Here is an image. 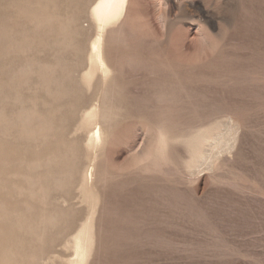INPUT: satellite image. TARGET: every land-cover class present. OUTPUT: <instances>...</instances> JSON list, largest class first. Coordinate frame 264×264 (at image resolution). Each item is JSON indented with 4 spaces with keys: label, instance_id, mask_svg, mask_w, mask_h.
Here are the masks:
<instances>
[{
    "label": "rangeland",
    "instance_id": "rangeland-1",
    "mask_svg": "<svg viewBox=\"0 0 264 264\" xmlns=\"http://www.w3.org/2000/svg\"><path fill=\"white\" fill-rule=\"evenodd\" d=\"M94 1L0 0V264H264V0H129L89 150Z\"/></svg>",
    "mask_w": 264,
    "mask_h": 264
},
{
    "label": "bare ground",
    "instance_id": "bare-ground-1",
    "mask_svg": "<svg viewBox=\"0 0 264 264\" xmlns=\"http://www.w3.org/2000/svg\"><path fill=\"white\" fill-rule=\"evenodd\" d=\"M128 4L129 0H95L88 11V14L94 21L96 27V36L89 43L86 58L87 67L86 70L80 75V80L85 84H91L98 74H100L103 79V99H101L100 103L95 104L93 107L85 110L81 114V125L93 126V132L89 135L86 143L89 150L96 149L104 140L105 133L103 128L100 126L99 120L105 122L114 118L115 116L111 106H109L108 103L104 101L107 89L106 85L111 79L114 78L113 68L107 61L104 52V34L109 26L115 24L120 19H122L124 15H126ZM204 139H206V136L204 133H201L199 136H197L196 143L199 144ZM91 160L94 161V159H90V161ZM93 179L94 167H90L82 175L81 190L83 193L85 192V186H87L89 189H92V186L89 183L92 182ZM19 188L21 190L24 189V187ZM87 202L90 210L88 213L89 216L87 220L81 225V230L77 234L73 246L74 257L69 259L67 264H86L92 249L91 234L93 232V213H95L94 210L96 207L94 206V201L89 200V198ZM6 219H10L9 216H6Z\"/></svg>",
    "mask_w": 264,
    "mask_h": 264
}]
</instances>
